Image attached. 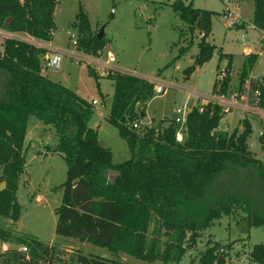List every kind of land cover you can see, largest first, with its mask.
<instances>
[{
  "label": "trees",
  "instance_id": "trees-1",
  "mask_svg": "<svg viewBox=\"0 0 264 264\" xmlns=\"http://www.w3.org/2000/svg\"><path fill=\"white\" fill-rule=\"evenodd\" d=\"M56 5L57 0H0V29L50 42L56 27ZM172 6L191 34L190 43L180 47L178 57L190 50L196 32L201 36L199 51L184 70L188 79L213 56L216 45L208 37L215 12L196 8L192 1L186 4L175 0ZM254 23L264 30V0H255ZM73 26L78 30L79 48L93 55L102 51L105 42L91 28L83 6ZM180 35L187 39L186 30L182 29ZM2 45L0 183H7L0 192L3 219L13 223L20 219L17 193L26 168L24 144L34 117L56 130L59 140L51 150L63 154L67 164V179L61 185L62 204L56 212V233L107 248L111 254L78 253L72 258L73 264H129L122 255L178 263L215 219L231 215L238 208L249 214L251 225L264 226V213L252 198L223 188L238 169H253L264 188V163L250 150L253 126L248 119L243 120L241 132L220 130L224 118L221 107L205 102L202 110L196 105L189 112L182 141L177 140L175 123L164 129L161 125L136 129L133 124L145 116L147 102L154 97V84L132 74H109L115 91L107 119L118 128L131 154L116 163L112 150L100 143L97 130L89 126L93 103L45 74L48 51L15 37H5ZM232 58V54L221 53L217 68L225 60L226 76L222 80L217 77L213 92L229 91ZM257 59V54L246 56L240 87L249 79L250 94L260 91L259 106L264 109V83L250 78ZM90 74L97 77L92 69ZM261 126L259 142L264 150V121ZM151 224L156 234L149 239ZM0 239L10 240L4 227H0ZM11 241L27 245L31 258L13 249L10 263L4 264H53L57 255L54 246L31 235ZM235 243L209 240L199 264H227ZM249 258L264 264V244L254 245Z\"/></svg>",
  "mask_w": 264,
  "mask_h": 264
},
{
  "label": "rangeland",
  "instance_id": "rangeland-1",
  "mask_svg": "<svg viewBox=\"0 0 264 264\" xmlns=\"http://www.w3.org/2000/svg\"><path fill=\"white\" fill-rule=\"evenodd\" d=\"M174 1L57 0L56 27L50 42L60 50L73 48L69 44L70 39L72 36L78 37V30L73 26V22L80 6H83L94 32L99 34L102 31L100 39L105 42L101 51L103 57L111 51L117 57L116 65L123 70L175 84L163 94L154 93V97L147 102L145 116L141 118L143 123L161 125L164 129L178 117V107L187 104L190 108L205 103L204 97L192 96L189 91L193 89L205 94L213 92L214 83L220 73L217 67L221 53H229L233 57L230 68L231 89L240 85V73L246 56L249 55L245 51L248 48L251 50L250 54L258 55L250 76L255 79L264 77V30L258 29L254 23L255 0H183L186 4L192 1L196 8L215 12L212 33L208 37V41L216 45L213 56L188 79L185 78L184 70L193 63V57L199 51L198 42L201 36L196 32L190 50L178 57L180 47L190 43L191 34L174 10ZM228 8L233 15L229 16ZM236 22L243 25L238 26ZM182 29L186 30L187 39L180 35ZM4 37L0 32V53L3 51ZM77 52L88 54L82 48ZM225 63V60L221 61L220 66L223 68ZM90 69L95 71L97 77L90 74ZM45 74L53 81L73 89L91 103L96 100L97 103H93L94 115L89 121V126L97 130L100 143L112 150L114 162H123L131 157L126 140L120 136L118 128L107 119L115 91L111 78L99 74L86 61H77L70 55L63 58L59 68L50 66ZM244 119H248L253 126L249 139L250 150L264 163V150L259 142L263 121L260 115L235 111L223 118L220 130L241 132L244 129ZM58 140V134L52 126L31 118L24 144L26 168L21 175L17 193L21 205L20 219L13 223L0 216V227L8 230L10 239H0V264L10 263V251L21 245L11 240L24 235L34 236L54 246L57 255L53 264H73L72 258L78 253L111 257L107 248L56 233V212L63 197L61 185L67 179V164L63 154L51 150ZM113 174L111 173V178ZM223 188L228 192H237L252 198L259 211L264 213V188L253 169L235 170L223 183ZM155 234L154 224H151L149 239ZM209 240L222 244L236 242L230 250L227 264H262L252 261L249 253L254 245L264 244V226L251 225L249 214L241 208L231 215L215 219L202 231L197 244L189 248L178 263L148 262L128 255H122V260L129 264H199ZM4 249L9 250L2 253L1 250Z\"/></svg>",
  "mask_w": 264,
  "mask_h": 264
},
{
  "label": "built area",
  "instance_id": "built-area-1",
  "mask_svg": "<svg viewBox=\"0 0 264 264\" xmlns=\"http://www.w3.org/2000/svg\"><path fill=\"white\" fill-rule=\"evenodd\" d=\"M2 34L5 37H15L19 39H23L26 41H29L31 43H34L35 45L45 48L48 53H47V65L48 68L54 67V68H59L63 58L66 55H70L71 57L75 58L77 61L84 60L86 61L91 67H93L95 70L99 72L101 75H109V74H114L117 72H122V73H127V74H132L136 75L139 77H143L150 81L151 83L154 84V93L156 94H163L167 91V88L175 86L173 83H168L166 81H162L159 79H154V78H148L145 76H140L137 75L134 71H128V70H123L119 66H117V57L116 55L109 51L106 55V57H103L101 55V51L98 52L97 55L93 54H84V53H78L77 50L79 49V44H78V39L77 37L74 38L73 36L70 39V44L72 45L71 50H60L55 48L51 42H45V41H39L36 40L34 37L26 34L24 36L17 35L15 33L8 32L6 30L2 31ZM244 39V36H243ZM246 53L250 54L251 50L248 48L245 50ZM80 52V51H79ZM226 66L223 68H220V73L218 75V78L222 80L226 76ZM261 83H264V77L259 78ZM247 83V82H246ZM244 84L243 87L234 88V89H229L227 93H215L212 92L210 94H205L202 92H199L197 90L190 89L189 94L192 96H196L198 98L204 97L206 100L205 102H211L213 104L219 105L222 109V113L224 117L226 118L227 116H230L233 114L235 111L239 112H251L260 115L263 118L264 121V109H262L259 106V99H260V91L257 90L254 92L253 96L250 94V82L248 81L247 84ZM93 103H97L96 100H93ZM201 106V110L203 109V105H198ZM192 107L188 108L187 104L183 107H178L177 108V113L178 117H176L174 123L178 125V130H177V140L182 141L183 140V135H184V129H185V124L187 121V116L189 112L191 111ZM223 121V119H222ZM222 123V122H221ZM154 125L152 123H143L141 120L138 122H135L133 124V127L136 129L139 128H152ZM158 131V129H157ZM20 252H23L26 254V259L31 258V253L30 249L27 245L22 244L17 248H14ZM9 249H4L1 250L2 253H5Z\"/></svg>",
  "mask_w": 264,
  "mask_h": 264
},
{
  "label": "crops",
  "instance_id": "crops-1",
  "mask_svg": "<svg viewBox=\"0 0 264 264\" xmlns=\"http://www.w3.org/2000/svg\"><path fill=\"white\" fill-rule=\"evenodd\" d=\"M229 12H228V14H229V16H231V15H233L234 13H232V12H230V9L228 8L227 9ZM236 24L238 25V26H240V25H243V24H241V23H239V22H236ZM15 34H17V35H21V36H24V35H26L25 33H15ZM5 38V37H4ZM3 43V42H2ZM247 54V53H246ZM226 62V61H225ZM221 65V64H220ZM227 65V62L225 63V65L224 66H226ZM141 76V75H140ZM250 78H253V77H251L250 76ZM248 81H249V79L247 80V83H248ZM246 83V84H247Z\"/></svg>",
  "mask_w": 264,
  "mask_h": 264
},
{
  "label": "water",
  "instance_id": "water-1",
  "mask_svg": "<svg viewBox=\"0 0 264 264\" xmlns=\"http://www.w3.org/2000/svg\"><path fill=\"white\" fill-rule=\"evenodd\" d=\"M98 37L99 38H101L102 37V31H100V33L98 34ZM6 181H2L1 183H0V192H2L3 190H5V188H6Z\"/></svg>",
  "mask_w": 264,
  "mask_h": 264
}]
</instances>
